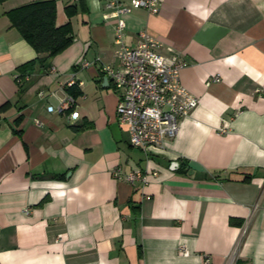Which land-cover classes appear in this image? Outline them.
I'll return each mask as SVG.
<instances>
[{
    "label": "crops",
    "instance_id": "1",
    "mask_svg": "<svg viewBox=\"0 0 264 264\" xmlns=\"http://www.w3.org/2000/svg\"><path fill=\"white\" fill-rule=\"evenodd\" d=\"M38 1L0 0V264H264V0H159L155 14L124 15L125 44L144 30L183 58L197 98L175 138L147 151L129 145L99 72L115 50L101 0H54L73 42L20 76L38 54L6 13ZM68 95L69 110L47 112ZM116 168L148 182L117 181Z\"/></svg>",
    "mask_w": 264,
    "mask_h": 264
},
{
    "label": "built area",
    "instance_id": "2",
    "mask_svg": "<svg viewBox=\"0 0 264 264\" xmlns=\"http://www.w3.org/2000/svg\"><path fill=\"white\" fill-rule=\"evenodd\" d=\"M101 1L106 10L103 17L115 20V50L113 63H103L99 57L96 61L101 63L99 72L111 83L116 94V119L127 132L131 147L142 151L149 148L163 149L165 142L173 140L177 135L181 118L187 116L197 104L196 96L180 81V70L187 61L178 56L166 57L161 54L160 43L144 30L138 32L139 41L135 46H127L124 42V15L139 8L155 14L159 10V0ZM91 64L84 61L80 67ZM50 72L56 73L57 70L52 66ZM75 83V72H72L61 86L70 87ZM78 84L81 85V82ZM38 95L43 97L44 92L39 91ZM72 103L73 99L68 95L55 105H47L46 110L64 114ZM77 116L78 112L73 110L67 117L74 119ZM34 122L40 124L38 119ZM110 172L117 181L124 180L133 185L136 182L146 185L148 182L147 173L140 170L122 173L116 168ZM151 174L156 175V172ZM145 198L149 196L145 195ZM233 254L234 251L230 261Z\"/></svg>",
    "mask_w": 264,
    "mask_h": 264
},
{
    "label": "trees",
    "instance_id": "3",
    "mask_svg": "<svg viewBox=\"0 0 264 264\" xmlns=\"http://www.w3.org/2000/svg\"><path fill=\"white\" fill-rule=\"evenodd\" d=\"M68 17L75 13L74 5L65 6ZM10 23L38 54L33 60L19 67L20 76L28 74L35 62L44 65L52 56L63 51L73 42L70 22L55 24V2L44 0L30 2L10 9Z\"/></svg>",
    "mask_w": 264,
    "mask_h": 264
},
{
    "label": "water",
    "instance_id": "4",
    "mask_svg": "<svg viewBox=\"0 0 264 264\" xmlns=\"http://www.w3.org/2000/svg\"><path fill=\"white\" fill-rule=\"evenodd\" d=\"M103 81H105L106 83L108 82V80H107V78H106V77H104V78H103Z\"/></svg>",
    "mask_w": 264,
    "mask_h": 264
}]
</instances>
